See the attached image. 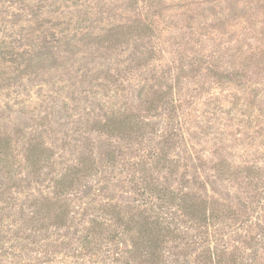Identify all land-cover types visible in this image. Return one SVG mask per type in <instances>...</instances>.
Instances as JSON below:
<instances>
[{
    "label": "rangeland",
    "instance_id": "1",
    "mask_svg": "<svg viewBox=\"0 0 264 264\" xmlns=\"http://www.w3.org/2000/svg\"><path fill=\"white\" fill-rule=\"evenodd\" d=\"M156 220L158 264H264V0H0V264H153Z\"/></svg>",
    "mask_w": 264,
    "mask_h": 264
},
{
    "label": "trees",
    "instance_id": "2",
    "mask_svg": "<svg viewBox=\"0 0 264 264\" xmlns=\"http://www.w3.org/2000/svg\"><path fill=\"white\" fill-rule=\"evenodd\" d=\"M147 27V26H146ZM162 95H158L155 92L153 93V95L147 99L148 105L150 109H153L156 107V101H162L161 98ZM135 125H137V122L135 121V119L131 116V115H127L125 113H117V114H112L110 115V117L105 118L104 121L100 122V126L103 127L105 130L107 131H111V132H124V131H128L129 129H134ZM39 152L35 151V150H30L28 152V157L30 158V161L32 160V163L34 165H36L39 161H38V156L41 155V152H45V147L41 145H37ZM83 164H85V161H81L80 162V166L79 167H73L72 170L69 171V177L67 179H61L59 181H57L56 186H58L59 189L63 190L64 188H66L67 186L69 187L72 183V180L74 178V175H76L79 171H81V168L83 167ZM160 192H162V196L159 198H163V195H165V199L166 201H171L174 199H180V204L179 207L180 208H186L187 205V196L186 194H181L180 192H176L175 190L172 189H168L166 187H162L159 189ZM114 208V207H113ZM116 208V206H115ZM58 218H61L62 213L61 214H57L56 215ZM209 216V215H208ZM200 218H207V214L205 211L200 210V214H199ZM130 220L135 221L134 218H131ZM136 223H138L144 232V235L147 236L146 239H143V243L144 241L146 243H144V246L146 249H143L146 253L147 256L152 257L153 261H155V263L153 264H158L159 262V253H160V243L162 242L161 238H159V235L155 234L154 237L151 236L152 234V229H155L156 227H158V230L160 231V233H163L164 231H161L163 229H166L167 226H160V223L156 220L153 222H146V221H136ZM154 225H156V227H154ZM154 227V228H153ZM165 230V231H166ZM168 231H171L170 229H168ZM165 233V232H164Z\"/></svg>",
    "mask_w": 264,
    "mask_h": 264
}]
</instances>
